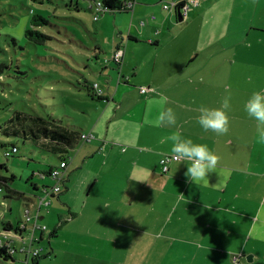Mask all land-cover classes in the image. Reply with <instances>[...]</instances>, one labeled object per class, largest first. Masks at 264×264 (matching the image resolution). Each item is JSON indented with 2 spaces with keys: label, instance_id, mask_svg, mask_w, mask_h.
<instances>
[{
  "label": "crops",
  "instance_id": "1",
  "mask_svg": "<svg viewBox=\"0 0 264 264\" xmlns=\"http://www.w3.org/2000/svg\"><path fill=\"white\" fill-rule=\"evenodd\" d=\"M125 1L133 3L131 9L109 13L110 18L102 14L105 17L100 16L97 31L110 33L116 46L112 53L121 50L123 58L130 54L125 46L126 35L141 47L131 48L140 62L132 76L144 75V79L137 80L144 82H138L136 89L140 92L134 95L130 94V80L123 75L117 83L113 77H106V91L98 85V90L104 91L98 99L103 103L94 109L97 114L93 117L91 113L87 119L86 131L78 133L94 138L78 141L69 153L65 176L68 191L66 183L77 171L83 175L85 190L94 180L87 198L96 186L105 188L102 212L107 217L100 218L98 230L90 232L94 235L89 239L93 250L84 256L89 260L86 264H234L237 255H242L239 264H264V241L247 236L251 217L264 198V144L257 143V122L244 110L252 93L264 90V52L258 64L254 63L260 74L254 71L242 79L231 70L241 50L236 43H197V48L165 45L169 36L163 30L175 25L177 13L162 10V0ZM199 1L201 6L183 18L188 30L209 13L211 0ZM230 3L229 30L233 33L228 30V34L237 36L242 44L246 42L244 47L250 35L259 34L260 49L264 51V0ZM152 16L156 19L151 20ZM142 20H147L145 26L140 25ZM117 35L123 42H118ZM142 47L149 49L145 52L151 61L145 59ZM123 63H116L120 70ZM113 84L117 85L115 90ZM245 84L252 89L243 90ZM144 88L146 92L142 93ZM228 95L230 131L226 135L205 132L196 119L199 108H218ZM161 97L166 98L163 105L158 103ZM94 100L91 102L97 103ZM162 107L173 109L175 126L155 127L146 122L155 120ZM177 130L184 138L206 144L220 156L218 167L231 171L226 187H212L220 179L217 172L209 173L208 187L190 182L185 175L186 162L171 163L169 171L162 172L160 162L170 152L171 142L159 141ZM134 168L142 169L150 184L129 179ZM58 216L61 221L76 218L71 212L70 216ZM40 219H44L42 214ZM66 223L49 232L50 246L52 233ZM47 232L41 234L43 241ZM193 241L203 247H195Z\"/></svg>",
  "mask_w": 264,
  "mask_h": 264
},
{
  "label": "rangeland",
  "instance_id": "2",
  "mask_svg": "<svg viewBox=\"0 0 264 264\" xmlns=\"http://www.w3.org/2000/svg\"><path fill=\"white\" fill-rule=\"evenodd\" d=\"M91 3L84 0H74L73 3L72 0H0V128L15 112H20L48 121L56 120L58 125L72 127L79 132L86 131L87 119L91 118V113L94 117L97 114L94 109L103 103L98 99L94 100L97 103L85 100L88 98L87 86L97 84L106 91L109 87L106 77H113L117 83L123 75L132 84L130 94L134 95L138 90L140 92V88L137 90L136 87H139L138 82L144 81L137 80L145 77L132 76L137 72L140 62L132 55L131 48L140 50L141 47L136 46L135 41L129 40L127 35L124 37L130 54L125 58L121 57L120 66L123 61L124 63L123 70H120L113 60L115 51H112L116 46L113 45L112 36L108 31H97L102 20H94V12L89 10ZM208 5L209 13L204 15L202 22L195 23L194 28L188 30L185 23L174 20V26L163 30L169 36L164 41L165 45H193L197 48V43L201 46L236 43L241 50L237 55L236 65L231 68L233 75L242 79L255 74L254 71L259 75L258 65L254 63L261 57L260 53L264 52L260 49V35H250L248 42L251 44L244 47L246 42L242 44L237 36L228 34L230 0H211ZM157 8L159 10L160 6ZM34 15L43 16L49 23L39 28L48 37L43 43L33 42L26 35L31 28L37 30L32 27ZM109 15L111 14L106 13V17L101 18H110ZM21 29L23 34L18 38ZM34 39L36 40V36ZM117 40L122 41V37L117 35ZM142 48L143 52L149 50ZM144 54L148 55L146 52ZM150 57L148 61H151ZM116 86L113 84L114 90ZM250 89L252 88L245 84L243 90ZM71 93L73 94L70 95ZM0 142H6L8 149L12 148L11 142L18 147V154L10 159L5 157L4 148H0V174L8 178L14 177L10 188L27 195H36L37 200L44 198L43 193L34 192L31 183L41 187L52 186L53 182H43L39 177H34L31 181L29 179L33 174L44 171L50 164H59L58 156L23 138L1 134ZM74 153L75 151L71 156ZM1 165L6 168H1ZM82 178V173L77 171L71 181L66 183L69 191L64 184L61 195L51 199L49 207L42 206L40 211L38 205L32 207L31 220H28L24 212L25 202L5 200L6 192L0 193V230L4 215L6 221L15 225L20 219H25L29 229L35 223L45 225L48 232L41 246L45 248L46 257L40 260V264H86L89 260L84 256L86 257L88 250H93L89 239L94 235L90 232L97 231L100 218L107 217L102 212L106 193L104 187L99 189L96 186L92 189L93 195L87 198L94 180L87 183L85 190ZM85 204L86 208L83 209ZM70 212L76 218L72 220L71 217H66V220L61 221L58 215L70 216ZM41 214L44 219H36ZM65 221L67 223L62 228L58 227V237H51L50 246L47 241L49 232ZM0 264L12 263L1 261L0 258Z\"/></svg>",
  "mask_w": 264,
  "mask_h": 264
},
{
  "label": "trees",
  "instance_id": "3",
  "mask_svg": "<svg viewBox=\"0 0 264 264\" xmlns=\"http://www.w3.org/2000/svg\"><path fill=\"white\" fill-rule=\"evenodd\" d=\"M74 0H72L73 3ZM87 2H92L90 4L89 10L94 12L95 6L97 4H102L105 10V13H115L116 11H120L126 2L125 0H84ZM161 3V2H160ZM80 5V2L77 3ZM161 6V5H160ZM79 10V9H78ZM49 24L48 21L41 15H34L32 20V27H36V29L31 28L27 31V37L36 43H43L48 39L46 35L39 31L40 27ZM36 36V40L34 39ZM99 50L102 51V48L99 47ZM97 85V84H95ZM87 86L86 90L88 92L85 100L92 99H102V95H99L98 88ZM72 95V94H70ZM79 131L73 129L72 127H65L58 125L56 120L48 121L43 119L42 117L27 115L20 112H15L12 118L0 128V135H6L9 137H17L23 138L26 141L31 142L32 144L41 147L48 153L52 155L58 156L60 159V163L50 164L44 171H40L37 174H33L29 181H31L34 177H39L43 182L48 180L53 182L52 186L43 185L39 186L38 184H32L33 189L43 193V195L49 194L50 199H55L59 197L62 193L63 186L65 184L64 178L61 186L62 189L60 192L54 194L53 187L55 181L52 177V173L56 170L60 164L65 160L69 159V153L75 149L78 141H81L82 134L78 135ZM12 148H6V142H0V148H4V155L7 159L12 158L14 155L18 154V147L14 142H11ZM1 168H6L5 165H1ZM14 177L8 178L3 174H0V193L6 192L4 195L5 200H18L25 202V211L31 209L34 205L35 200L37 198L36 195H27L20 191L14 190L10 188V183L13 181ZM10 209V207H9ZM12 212V210L10 209ZM6 216H3L2 221V229L0 230V258L1 261H5L6 263L11 262L12 264H20L22 258L20 256H16V254L11 253V250L16 247L19 242L31 243L30 240V231L25 227L24 219H20L17 225L13 224L11 221H6ZM38 240L34 241L37 245L41 246V242H43V238L41 234H37ZM57 236V231H54L51 237ZM44 248V247H43ZM45 250V248H44ZM46 257L44 253L43 256L34 259V262L30 264H38L39 261ZM29 264V263H27Z\"/></svg>",
  "mask_w": 264,
  "mask_h": 264
},
{
  "label": "clouds",
  "instance_id": "4",
  "mask_svg": "<svg viewBox=\"0 0 264 264\" xmlns=\"http://www.w3.org/2000/svg\"><path fill=\"white\" fill-rule=\"evenodd\" d=\"M22 34L21 29L18 33V38ZM230 100L231 96L228 95L222 99L221 106L218 108L206 106L199 108V115L196 119L205 132L211 131L216 135L228 134L230 131V117L228 115L231 109ZM165 101L166 98L161 97L158 103L163 105ZM244 110L250 118L255 119L257 122V143L264 144V90L254 91L244 104ZM146 122L155 127H173L176 125V115L172 108L162 107L155 120ZM159 142L160 144L171 142L170 152L165 154V159L161 163L181 164L186 162L188 167L185 175L190 182H194L197 186H210L209 173L217 172L220 179L212 187L218 190L226 187L231 171L228 168L218 167L221 158L208 145L194 143L192 139L184 138L178 130L163 137ZM129 179L137 182H148L147 174L142 169L136 168L133 169ZM181 195L184 196L183 194ZM247 236L253 240L264 241V198L259 200V205L251 217ZM192 243L197 248L203 247L198 241H193Z\"/></svg>",
  "mask_w": 264,
  "mask_h": 264
},
{
  "label": "built area",
  "instance_id": "5",
  "mask_svg": "<svg viewBox=\"0 0 264 264\" xmlns=\"http://www.w3.org/2000/svg\"><path fill=\"white\" fill-rule=\"evenodd\" d=\"M162 9L164 11H171L177 13L178 10H180L181 14L183 15V18H186L190 12L200 7V1L199 0H162L160 3ZM133 6V3L127 4L124 3L121 10H126V8L131 9ZM95 14H94V20L98 21L100 16L105 13L104 7L102 4H97L94 8ZM156 18L154 16L151 17V20H155ZM147 24V20H142L140 22L141 26H145ZM123 56V52L121 50H118L115 52L113 56V60L116 63H119L121 61V57ZM95 88H98V85H95ZM99 95H102V91L99 90ZM142 93L146 92V89L141 90ZM94 138L91 134H82L81 141L83 142H90ZM165 157L162 159L164 160ZM161 160V161H162ZM161 163V162H160ZM171 164V163H170ZM170 164L161 163V169L164 174H166L169 171ZM68 168V159H65L60 166L54 170L52 173V177L55 181L53 192L54 194L60 192L62 189V182L66 176V170ZM35 205H38L39 211L42 209V206L49 207L51 205V199L49 198V194L44 195V198H39L35 200V203L32 207ZM31 207V209H32ZM31 209L26 210L25 214L29 218L28 220H31ZM36 219H40V216L38 215ZM25 227L31 232L30 233V240L31 243L26 242H19V244L16 245L15 248L11 250V253L16 254V256H20L22 258V261L20 264H27L34 262V259L41 257L44 255L45 250L42 246H39L36 244V240H38L37 234H42L47 230V227L45 225H39L35 223L34 227L32 229H29L27 226V222L24 219ZM242 255H237L233 257V263L239 264L240 259Z\"/></svg>",
  "mask_w": 264,
  "mask_h": 264
},
{
  "label": "water",
  "instance_id": "6",
  "mask_svg": "<svg viewBox=\"0 0 264 264\" xmlns=\"http://www.w3.org/2000/svg\"><path fill=\"white\" fill-rule=\"evenodd\" d=\"M177 18L180 23L183 22V15L181 14L180 10L177 11Z\"/></svg>",
  "mask_w": 264,
  "mask_h": 264
}]
</instances>
